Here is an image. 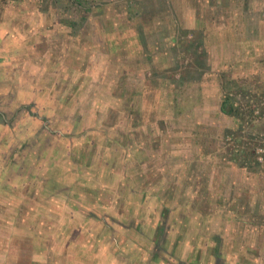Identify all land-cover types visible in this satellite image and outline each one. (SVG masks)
<instances>
[{
    "label": "rangeland",
    "instance_id": "obj_1",
    "mask_svg": "<svg viewBox=\"0 0 264 264\" xmlns=\"http://www.w3.org/2000/svg\"><path fill=\"white\" fill-rule=\"evenodd\" d=\"M158 1L0 0L8 264H264V3L194 0L182 29ZM227 92L258 115L237 128Z\"/></svg>",
    "mask_w": 264,
    "mask_h": 264
},
{
    "label": "crops",
    "instance_id": "obj_2",
    "mask_svg": "<svg viewBox=\"0 0 264 264\" xmlns=\"http://www.w3.org/2000/svg\"><path fill=\"white\" fill-rule=\"evenodd\" d=\"M193 1L194 0H160L158 2L163 3L164 5L165 4H167V5L168 4H173L174 7L179 6L178 8H175L176 15L175 16L172 15L171 19L173 18L174 23L176 24V26H178L179 24H183L182 25V29H185V28L190 27V26H191L190 28H193L195 26L194 23L196 22V18L194 17L193 10L191 11V8H192L191 6L193 5ZM197 1H199V3L201 2L200 0H197ZM234 1H240V0H234ZM254 1H256V0H254ZM216 3H219V4H216ZM263 3H264V0H261V3H257L256 5H262ZM204 4L206 6L205 9H208V11L210 12V10L213 8L214 14H216L218 16V12L217 11L218 10H222L223 9L222 6H225V5L228 6L230 4H234V2H233V0H207V2L204 0L203 5ZM189 5H190V7L188 8ZM178 11H181V14H178L179 13ZM229 12L230 13H225V16H224L225 18H229L230 15L232 14L230 7H229ZM255 14L258 15L257 12ZM191 15H193V17L190 18ZM242 17L244 18V16H242ZM254 19L257 20V24H258L257 25L258 26L257 29H259V34L258 35L261 36L260 29L264 28V19H262L259 15H258V17L256 16ZM189 20L192 21L193 24L188 25L187 21H189ZM157 28H159L160 30L163 31V26H159L158 25ZM214 28H215V26H214ZM214 28H212V29H214ZM242 29H245V27H243ZM262 33H264V31ZM165 34L167 35V33L161 32L162 36L165 35ZM221 34H223V32ZM223 35H226V34H223ZM239 35L243 36V33H240ZM0 82H2V81L0 80ZM219 111L221 112L220 104H219ZM6 131H7V128L6 127L3 128V126H2V124L0 122V140L3 139V136L6 133ZM197 144L198 145L196 147H199V148L204 146V143L200 142V141ZM199 151L200 150H198L197 152H199ZM215 156H217V158L221 159L223 161V163H229V164H232L234 166H237V167H240V168H244V169L247 167L246 165L240 164V162L236 161V159L230 158L229 156H226L225 154H221L220 156H218V155H215ZM122 191H124V190H122ZM127 192H128V195L131 196V198H132V202L133 203L131 204V208L136 209V208L139 207V205L141 207H143L144 204H146V201H143V199H139L138 198L140 195L138 194L139 193L138 191H135V189L134 190L131 189V190L127 191ZM144 193H145V191H141L140 192L141 195H144ZM137 198L139 199V201L136 200ZM91 202H92V200H88L89 204ZM137 202H139V204ZM112 203H114L116 205L115 202H112ZM104 204L106 205V203H104ZM91 207H93V206H91ZM150 212L151 211L149 210L148 211V214H149L148 218H150L152 216V213L150 214ZM173 232H175V231H173ZM176 233H177V231H176ZM181 239H183V237H181ZM175 243H178V245L179 244H187V242H184L183 240H179L178 235L175 238ZM96 245H100V242L99 243L97 242ZM88 256H89L88 254H86L85 256H84V254H80V255L75 254V256L73 258H74V261H79L80 264H85V261L88 260L87 258L91 257V256H89V257ZM101 259H102V257H101ZM188 260H190V259H188ZM234 260L236 262L238 261L236 258H233V256H232L230 258V260H228L229 264H231L232 261H234ZM47 261H49V260H47ZM95 261H96V263H98L99 259H96ZM0 264H8V260H7V258H5V255H0Z\"/></svg>",
    "mask_w": 264,
    "mask_h": 264
},
{
    "label": "trees",
    "instance_id": "obj_3",
    "mask_svg": "<svg viewBox=\"0 0 264 264\" xmlns=\"http://www.w3.org/2000/svg\"><path fill=\"white\" fill-rule=\"evenodd\" d=\"M220 110L223 114L233 116L235 120V125L237 128L245 119H250L254 115V110L248 104L240 103L238 95L235 97V94L232 92H227L223 95V98L220 103ZM256 113V112H255ZM235 129L228 130L225 132L226 135H229L231 138L234 139V144H239L237 142V134L235 133ZM229 157L236 159V161L240 162V164L246 165L247 167H253L255 163H257V156L253 152V146L248 145L247 148H243L241 145L238 147L233 145L232 150L229 151Z\"/></svg>",
    "mask_w": 264,
    "mask_h": 264
}]
</instances>
